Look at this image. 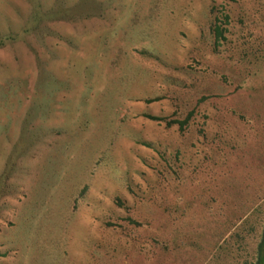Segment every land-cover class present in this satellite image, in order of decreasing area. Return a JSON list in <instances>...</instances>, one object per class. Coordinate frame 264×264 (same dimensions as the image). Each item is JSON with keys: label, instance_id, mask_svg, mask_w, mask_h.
<instances>
[{"label": "rangeland", "instance_id": "obj_1", "mask_svg": "<svg viewBox=\"0 0 264 264\" xmlns=\"http://www.w3.org/2000/svg\"><path fill=\"white\" fill-rule=\"evenodd\" d=\"M65 1L0 0V264L257 263L264 0Z\"/></svg>", "mask_w": 264, "mask_h": 264}, {"label": "trees", "instance_id": "obj_2", "mask_svg": "<svg viewBox=\"0 0 264 264\" xmlns=\"http://www.w3.org/2000/svg\"><path fill=\"white\" fill-rule=\"evenodd\" d=\"M30 2L31 6V13H30V18L28 20V24L26 26L25 31L34 34L35 36L39 37L42 32V21L45 19L49 20H65L68 21L70 19H74L77 14L72 12V7L74 5H68L65 0H53L52 4L49 7H46L43 1L41 0H28ZM215 30V33L217 35L221 34V29L219 26H215L213 29ZM13 39V37H10ZM193 111L188 112L187 116L181 121L180 123V128H183V124L187 123L190 115ZM144 117L147 119L153 120V121H165L166 125H170L171 123L175 122L167 120L165 116H160V115H154L150 113H143L142 114ZM14 162H11L9 160L7 164H5L4 170L0 173V196L6 195L10 191V186L9 183L7 182L9 175H11L10 171L12 169V164ZM264 239V225H263V231H262V236ZM260 240L261 242L259 243L258 248L262 247V252L260 250L259 257L257 260V263L254 264H259L258 261L264 262V240ZM6 252L0 253V256H6ZM256 262V261H255Z\"/></svg>", "mask_w": 264, "mask_h": 264}, {"label": "crops", "instance_id": "obj_3", "mask_svg": "<svg viewBox=\"0 0 264 264\" xmlns=\"http://www.w3.org/2000/svg\"><path fill=\"white\" fill-rule=\"evenodd\" d=\"M222 254H223V256H221V257L223 258V260H218V264H234V262L230 261V254L229 253H226V252L223 251ZM210 259H211V257L208 258L202 264H216L215 261L210 260ZM156 264H162V263L157 261ZM166 264H170V263H166Z\"/></svg>", "mask_w": 264, "mask_h": 264}]
</instances>
